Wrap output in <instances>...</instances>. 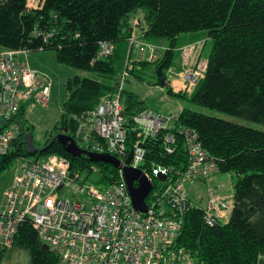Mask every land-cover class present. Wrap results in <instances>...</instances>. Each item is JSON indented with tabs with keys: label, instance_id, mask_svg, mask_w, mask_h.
Here are the masks:
<instances>
[{
	"label": "trees",
	"instance_id": "trees-1",
	"mask_svg": "<svg viewBox=\"0 0 264 264\" xmlns=\"http://www.w3.org/2000/svg\"><path fill=\"white\" fill-rule=\"evenodd\" d=\"M139 11L142 18H138L136 26L141 28V40L167 44L162 56L153 62L138 56L132 60L137 46L127 41L135 31L129 19ZM36 30L52 31V37L44 43L42 37L35 36ZM200 31L213 42L203 68L204 78L191 94L173 92L170 86L165 92L195 105L264 124V0H42L40 7L32 9H26V0L0 3L1 49H52L58 64L86 74L67 80V98L61 118L54 125L55 133L38 148L46 147L60 132L73 137L81 147L75 136L77 118L93 110L103 96L119 92L122 114L130 128L129 151L134 142L131 117L151 107L147 97L136 91L124 86L119 91L123 70L145 82L141 74L153 65L154 80L146 84H166L164 70L178 69L174 58L177 48L185 43L180 44V35ZM106 40L113 42L114 50L110 56L97 59L98 44ZM15 121L20 132L10 150L0 156V172L19 159L58 155L69 162L72 172H86L97 165L105 176L104 183L115 178L112 165L91 162L84 154L73 156L58 140L43 150L27 151L24 138L27 133L33 135V125L25 116L24 106ZM178 124L193 128L203 147L216 159L217 172L232 176L230 193L234 205L229 220L213 226L204 222L201 208L188 210L176 244L192 254L195 264H256L264 251V132L188 107L179 112ZM146 148L147 162L178 169L186 164L179 135L171 154L163 151L160 138L148 141ZM12 246L26 248L31 264H55V254L41 243L27 222L18 228ZM7 249L0 246V263Z\"/></svg>",
	"mask_w": 264,
	"mask_h": 264
},
{
	"label": "built area",
	"instance_id": "built-area-1",
	"mask_svg": "<svg viewBox=\"0 0 264 264\" xmlns=\"http://www.w3.org/2000/svg\"><path fill=\"white\" fill-rule=\"evenodd\" d=\"M40 3L42 0H26V9ZM34 34L44 43L52 37V31L36 30ZM127 41L138 45L139 58L148 62L160 58L165 48L140 40L135 31ZM113 50L112 41H101L96 58L108 57ZM185 50L181 49L182 68L174 75L183 81L179 90L191 94L204 78V71L186 66ZM28 52L0 48V156L10 150L20 132L15 117L22 103L45 106L50 101L52 80L29 65ZM126 75L124 71L119 91ZM77 121L75 136L81 148L109 153L120 160L115 178L104 183L105 176L97 165L86 172H72L69 162L58 155L19 159L18 172L0 207V246L10 248L18 228L27 222L55 254V264H195L192 254L176 244L186 212L201 208L204 222L213 226L227 222L234 205L231 193L218 194L214 187L207 188L204 204L194 200L191 188L217 172L216 159L203 147L198 133L179 125L177 114L144 109L131 117L134 142L128 151L130 128L122 114L119 92L103 96ZM177 135L186 152L182 169L146 161L148 141L160 138L163 151L171 154ZM125 166L140 169L152 183L145 198L146 212L132 205L123 174ZM63 189L67 196L60 194ZM256 264H264V251Z\"/></svg>",
	"mask_w": 264,
	"mask_h": 264
},
{
	"label": "rangeland",
	"instance_id": "rangeland-1",
	"mask_svg": "<svg viewBox=\"0 0 264 264\" xmlns=\"http://www.w3.org/2000/svg\"><path fill=\"white\" fill-rule=\"evenodd\" d=\"M140 13L141 12L139 11L138 14ZM136 17L137 16H134L133 18ZM199 34H201L200 37L196 39L199 40L204 39V40H201L199 43L193 45V47H191L190 50L188 49V51L190 53L191 51L194 52V50H196L197 53H202L201 60L203 63L201 64L205 65L207 63L213 42L210 38H207L205 34H203V31H200ZM183 35H188V34H181L180 38L183 37ZM181 43L182 41L180 39V44ZM134 47L136 48L133 49L132 60H134L136 56H139L136 54V49L139 48V46L134 44ZM33 52L43 53L45 59L43 64H40V68H42L43 71L49 74L52 79L51 97L47 105L42 106L40 104H31L28 102L22 103L25 108V116L33 125L32 136H33L34 145L37 147H41L45 139L50 134L55 133L53 129L54 125L61 118V115L63 113V104L67 98V90L65 86L67 80L73 77L74 75L85 76L86 74L79 70L71 69L66 66H62L58 64L55 58V52L52 49H45L41 51L37 50ZM22 57L23 56H20L18 58L21 59ZM185 61H186V65L188 66L187 63L188 61L186 57H185ZM174 62L175 63L179 62V52L177 51L174 58ZM176 67L178 68V65ZM124 68H125V64H124ZM124 71L125 70H123V72ZM151 71H154L153 65H151L149 69L143 71V73L141 74L145 82L139 81L131 73H128L124 78L123 86L126 90H133L139 93L141 96L147 97L146 99L150 103V107L152 110H156L157 112L162 114H169V113H178L181 107H188L194 111H199L206 115L214 116L236 124L255 128L257 130L264 132V124L251 122L242 117L230 115L228 113H224L214 109H208L199 105L192 104L191 102L183 99L167 96V93L165 92L164 89H163L164 91H161L160 86L156 87L146 84V81L151 82L154 80L151 77ZM123 72L121 74V78ZM164 72L166 74V78L168 81L174 79L175 76L173 73H171V71L164 70ZM17 166L18 163H16L15 161L14 163H12V165H10L8 169L0 172V204L2 201V192L4 194L6 190V189L4 190L5 183L8 180V178L13 175ZM212 176L213 175H211L209 179L202 182L201 184H197L191 188L193 190L194 200L197 203L204 204L202 198L206 195L207 188L213 187L209 183ZM66 193L67 191L64 189L60 191V194L63 196L64 195L67 196ZM0 264H31L29 251L21 246H12L4 252Z\"/></svg>",
	"mask_w": 264,
	"mask_h": 264
},
{
	"label": "crops",
	"instance_id": "crops-1",
	"mask_svg": "<svg viewBox=\"0 0 264 264\" xmlns=\"http://www.w3.org/2000/svg\"><path fill=\"white\" fill-rule=\"evenodd\" d=\"M40 6H41V3H40V5H38L35 8H38ZM138 13L139 12L134 14L129 19V22L130 23L133 22V24H134L133 26H134L135 32L139 36V39L141 40V34L139 33V30L141 28L139 26H136V25L139 24V19L138 18H142V14L141 13L138 14ZM134 16H137V17L133 18ZM198 37H200V34H195V35L194 34H188V35H184L183 37H181V41H185V43H183L181 46H179L177 48V52H179L178 69H174V68L171 67L169 69L171 71V73L174 74L175 72H178V71L181 70V68H182V53H181V49L184 48V47H185V49H186L185 51L187 53L185 52V54L183 56V60L185 61V57L187 58L188 67L201 68V69L204 68L205 65L201 64V63H203L202 60H201L202 53H197L196 50H194V52L191 51L190 53L188 51V49L190 50V48L193 47V45H195L196 43H199L201 40H204V39H201V40L196 39ZM162 45L164 47H167V44H165V43H162ZM137 49H138V55H139V48H137ZM39 51H41V50H39ZM162 54H163V50H162V52L160 54V57L162 56ZM26 57H27L29 65L31 67H33V68H35V69H37V70H39V71H41L43 73H46L45 71H43L42 68H40V64H43L44 59H45V56H43L42 52H30L29 51L27 53ZM185 63H186V61H185ZM174 76H175L174 79H172L171 81L166 80V84H163V85L160 84L159 85L160 88H161V91H164L167 86H170L173 92L181 91V90H179V86L183 83V81L179 77H176V75H174ZM156 87H158V86H156ZM175 87L177 89H175ZM167 96L171 97L168 94H167ZM181 109H182V107L179 109V112L181 111ZM179 112L178 113H174V114L178 115ZM17 172H18V166L16 167L15 172L13 173V175L10 176L8 178V180L6 181L4 190L11 186L12 180H13L14 176L17 174ZM209 183L214 187L216 193L222 194V195H226V194H229L231 192L232 176L229 175V174H221L219 172H216L211 177ZM192 194H193V190H192ZM3 199H4V197H3V192H2V201H1L0 207L2 205ZM202 201H203V198H202Z\"/></svg>",
	"mask_w": 264,
	"mask_h": 264
},
{
	"label": "water",
	"instance_id": "water-1",
	"mask_svg": "<svg viewBox=\"0 0 264 264\" xmlns=\"http://www.w3.org/2000/svg\"><path fill=\"white\" fill-rule=\"evenodd\" d=\"M26 149L29 152H36L43 150L49 146L54 140H58L66 149L68 153L73 156L86 155L91 162H103L112 165L114 168L120 167V160L109 153H95L82 149L78 146L73 137L63 132L57 133L51 138L48 145L43 148H38L33 143L32 133H27L25 136ZM131 153L126 158V164L129 163ZM124 178L127 184L128 192L131 197L133 207L139 212H146L147 204L145 198L152 189V183L145 177V175L138 168H132L125 166L123 168ZM161 180H164V176H160ZM134 182L136 184H134ZM45 246V245H44ZM46 247V246H45Z\"/></svg>",
	"mask_w": 264,
	"mask_h": 264
}]
</instances>
